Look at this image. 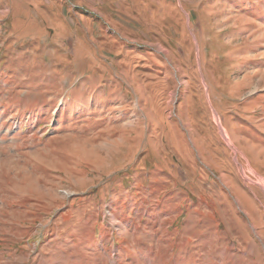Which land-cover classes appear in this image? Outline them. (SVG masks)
Instances as JSON below:
<instances>
[{
	"label": "rangeland",
	"instance_id": "rangeland-1",
	"mask_svg": "<svg viewBox=\"0 0 264 264\" xmlns=\"http://www.w3.org/2000/svg\"><path fill=\"white\" fill-rule=\"evenodd\" d=\"M0 264H264V0H0Z\"/></svg>",
	"mask_w": 264,
	"mask_h": 264
}]
</instances>
